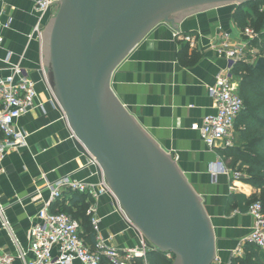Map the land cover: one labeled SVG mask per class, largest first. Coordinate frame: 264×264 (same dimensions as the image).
I'll return each instance as SVG.
<instances>
[{
	"label": "crops",
	"instance_id": "obj_1",
	"mask_svg": "<svg viewBox=\"0 0 264 264\" xmlns=\"http://www.w3.org/2000/svg\"><path fill=\"white\" fill-rule=\"evenodd\" d=\"M236 6L227 3L207 8L173 22L182 36L195 39L194 47L181 37L175 38L176 30L168 23L154 27L115 69L110 81L119 102L147 137L170 155L200 198L220 264H230L253 226L250 214L239 212L236 203L227 205L229 196L250 197L258 191L235 180L229 159L225 160L220 150L209 149L191 125L215 113L207 88L226 66L220 53L222 36L226 33L232 42H243L233 21ZM53 15V10L45 15L43 27ZM9 19L7 28L0 26V75L8 73L9 65L20 64L36 84V105L43 107L30 110L17 121L28 135L27 146L9 152L0 171V205L5 208L20 249L27 252L29 230L49 199L47 186L64 177L85 183L100 179L89 158L75 147L72 132L54 104L42 67L44 40L34 31V0H0V23ZM213 164H221L227 173L213 171ZM86 214L97 221L91 226L103 249L116 250L121 257L143 249L140 235L122 209L115 206L112 196L90 198ZM0 253L17 256L16 247L1 226ZM27 256L30 258V253ZM15 264L20 261L15 259Z\"/></svg>",
	"mask_w": 264,
	"mask_h": 264
},
{
	"label": "water",
	"instance_id": "obj_2",
	"mask_svg": "<svg viewBox=\"0 0 264 264\" xmlns=\"http://www.w3.org/2000/svg\"><path fill=\"white\" fill-rule=\"evenodd\" d=\"M250 0H63L45 32L42 67L77 150L97 162L115 206L172 264H210L215 242L200 198L111 89L113 72L156 26ZM255 69L264 71V58Z\"/></svg>",
	"mask_w": 264,
	"mask_h": 264
},
{
	"label": "built area",
	"instance_id": "obj_3",
	"mask_svg": "<svg viewBox=\"0 0 264 264\" xmlns=\"http://www.w3.org/2000/svg\"><path fill=\"white\" fill-rule=\"evenodd\" d=\"M62 1L34 0L37 17L34 31L37 34L41 33L45 15L51 10L55 14L56 8ZM9 23L10 19L4 24L0 23V26L7 28ZM173 36L181 37L191 47L195 46V39L191 36H182L177 31L173 32ZM240 36L245 43L232 42L231 37L226 33L222 36L220 53L223 55L226 66L219 72L215 82L207 88L215 113L204 117L201 123L191 125V130L199 134L209 149L224 150L232 147L234 143L235 121L243 109V101L239 96L238 85L232 71L238 62L243 61L244 47L248 45V42L256 39L258 34L246 28ZM7 72L4 76L0 75V171L9 152L18 151L27 146L28 135L17 126V121L34 108L43 109L42 105H36L35 82L26 75L20 64L9 65ZM72 138H74L73 133ZM88 161L97 167V162L92 157ZM210 168L213 171L227 173L221 164H213ZM232 175L235 180L240 178L238 172H233ZM47 188L49 199L38 211L37 219L29 230L27 252L30 253V258H27L26 251L20 249L11 224L4 214L5 208L0 205V226L7 232L17 249L16 257L0 253V264H15V259H18L20 264H102L103 259L108 264H126L132 258L144 257L146 251L153 249L148 247L147 241L142 236L140 241L143 249L131 250L123 257L116 250L103 249L99 244L95 249H91L80 238V226L76 220L65 213L50 211V204L67 192L84 193L91 199L106 194L113 197L104 178L97 183H85L64 177L48 185ZM92 212V210L88 211L89 214ZM247 213L253 218V226L248 236L235 250L234 256L241 255L242 247L246 244L264 251V210L259 202H255L249 206ZM96 223L97 221L92 218L91 224L95 226ZM210 264H220V261L214 257Z\"/></svg>",
	"mask_w": 264,
	"mask_h": 264
},
{
	"label": "trees",
	"instance_id": "obj_4",
	"mask_svg": "<svg viewBox=\"0 0 264 264\" xmlns=\"http://www.w3.org/2000/svg\"><path fill=\"white\" fill-rule=\"evenodd\" d=\"M249 6L251 10H248ZM233 21L242 29L248 23L255 26L258 37L249 43V48L254 49L258 57L264 58V0L247 1L236 6ZM232 75L240 84L239 96L243 101V109L235 121L233 146L220 150V154L225 160H230L229 167L233 172L244 171V175L238 180L259 191V195L246 197L231 194L227 205L236 203L239 212L243 213L248 211L250 205L259 202L264 210V71L255 69L252 63L240 61L235 65ZM89 201L87 194L67 192L52 203L50 211L65 213L78 221L80 238L91 249H95V232L90 217L86 214ZM167 255L153 248L146 251L144 257H135L132 263L172 264L173 259ZM102 264L108 262L103 259ZM230 264H264V253L257 247L246 244L242 247V254L234 256Z\"/></svg>",
	"mask_w": 264,
	"mask_h": 264
},
{
	"label": "rangeland",
	"instance_id": "obj_5",
	"mask_svg": "<svg viewBox=\"0 0 264 264\" xmlns=\"http://www.w3.org/2000/svg\"><path fill=\"white\" fill-rule=\"evenodd\" d=\"M250 1H252V0H250ZM246 2H247V1H246ZM248 10H251V7H250V6L248 7ZM52 18H53V17H52ZM51 20H52V19H51ZM49 26H50V23H48L47 25H45V26L42 28V30H41V33H40V34H41V36L43 37V40H44L45 32L49 29ZM244 26H245V27H244ZM244 26H243L244 29L249 28V29H252L254 32L258 33V32L255 30V26H254L252 23L244 24ZM244 29L239 28V30H240L241 33L243 32ZM259 31H260V30H259ZM255 40H257V39H254L253 41H255ZM253 41H250V42H248V43H251V42H253ZM243 42H244V41H243ZM244 43H245V42H244ZM257 58H259V57L257 56L256 51H254V49H251V48H249L248 46L244 47V52H243V62L254 64V62L256 61ZM236 82H237V85H238V93H239V86H240V84H239L238 80H237ZM48 86H49V84H48ZM49 90H50L51 93H53V91L50 89V86H49ZM234 130H235V127H234ZM234 132H235V131H234ZM229 163H230V160H229ZM226 164H227V163H226ZM238 173L240 174V177H242V176L244 175V171H242V172H238ZM256 191H257V190H256ZM258 195H259V191H258V193H257L255 196H258ZM263 253H264V251H263ZM167 257L173 259L172 256H171L170 254H168ZM172 261H173V260H172ZM126 264H133V263H132V260H129L128 262H126Z\"/></svg>",
	"mask_w": 264,
	"mask_h": 264
}]
</instances>
